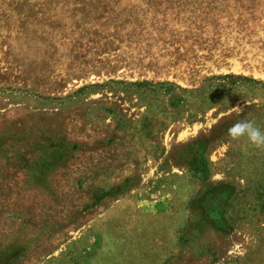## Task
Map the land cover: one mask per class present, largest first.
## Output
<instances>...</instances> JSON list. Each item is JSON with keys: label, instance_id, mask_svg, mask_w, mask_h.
Instances as JSON below:
<instances>
[{"label": "rangeland", "instance_id": "1", "mask_svg": "<svg viewBox=\"0 0 264 264\" xmlns=\"http://www.w3.org/2000/svg\"><path fill=\"white\" fill-rule=\"evenodd\" d=\"M242 119L264 0H0V264H264Z\"/></svg>", "mask_w": 264, "mask_h": 264}, {"label": "clouds", "instance_id": "2", "mask_svg": "<svg viewBox=\"0 0 264 264\" xmlns=\"http://www.w3.org/2000/svg\"><path fill=\"white\" fill-rule=\"evenodd\" d=\"M240 110V107L236 106V111ZM227 134L234 140L245 138L253 146L264 147V131H261L252 120L236 121L227 129Z\"/></svg>", "mask_w": 264, "mask_h": 264}, {"label": "trees", "instance_id": "3", "mask_svg": "<svg viewBox=\"0 0 264 264\" xmlns=\"http://www.w3.org/2000/svg\"><path fill=\"white\" fill-rule=\"evenodd\" d=\"M229 77H233V78H237V79H244V80H249V81H252V82H259L257 80H254L253 78H249V77H246V76H238V75H235V74H228Z\"/></svg>", "mask_w": 264, "mask_h": 264}]
</instances>
